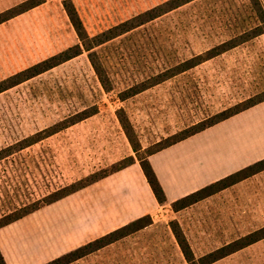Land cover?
<instances>
[{
    "label": "rangeland",
    "instance_id": "rangeland-1",
    "mask_svg": "<svg viewBox=\"0 0 264 264\" xmlns=\"http://www.w3.org/2000/svg\"><path fill=\"white\" fill-rule=\"evenodd\" d=\"M64 1L71 2L86 33L94 36L166 0H43L0 27V81L79 43ZM258 23L250 0H191L0 91V217L63 186L90 180L94 173L108 175L129 156L138 162L148 158L163 139L264 91V33L177 72L184 61ZM90 54L101 67L106 89ZM142 83L153 85L121 98ZM119 109L138 152L118 119ZM84 110L94 114L53 132ZM198 149L215 162L208 175H229L264 158V101L152 161L168 178L178 157L188 158ZM249 185L257 197L246 198L249 206L242 213L237 206L227 213L224 198L211 211L188 207L176 214L171 206L150 217L154 225L66 264H189L171 223L178 224L196 259L261 228L263 208L253 202L264 203V174ZM78 207L72 200L47 204L3 226L0 242L19 260L13 264H39L37 258L46 263L64 251L65 235L79 221ZM197 212L206 214L195 220ZM227 217L235 225L226 223ZM36 247L42 250L34 253ZM209 264H264V238Z\"/></svg>",
    "mask_w": 264,
    "mask_h": 264
},
{
    "label": "trees",
    "instance_id": "trees-1",
    "mask_svg": "<svg viewBox=\"0 0 264 264\" xmlns=\"http://www.w3.org/2000/svg\"><path fill=\"white\" fill-rule=\"evenodd\" d=\"M191 0H166L163 3L156 5L147 11L143 12L142 14H138L135 17H132L126 21H123L106 31H102L94 36H89L85 29L83 28V25L81 23V20L79 16L77 15L73 5L69 1H64V8L66 10V13L68 15L69 20L71 21L78 39L79 43H77L74 46L68 47L67 49L52 55L42 61H39L32 66L21 70L10 77L0 81V91H3L11 86H14L18 84L19 82H22L32 76H35L45 70H48L49 68H52L56 66L57 64L66 61L82 52V50L89 51L94 46H97L111 38H114L115 36L120 35L123 32H126L135 26H138L139 24L143 23L144 21L153 19L169 10L174 9L177 6H180L184 3H187ZM252 5L257 8V16L259 23L255 25L252 29L245 31L244 33L238 35L237 37L230 38L226 41H223L222 43L215 45L211 49L205 51L204 53L198 54L193 56L192 58L184 61L179 69H177V72L184 71L188 68H191L197 64H200L201 62H204L208 59H211L223 52H225L228 49H231L233 47H236L240 43L257 36L259 34L264 33V9L262 8L260 2L264 5V0H250ZM41 0H28L25 4V6H20L18 8H10L0 13V22L14 16L15 14L22 12L32 6H35L39 4ZM25 3V2H24ZM91 56V64L96 72V74L99 77V80L102 84V86L106 89L107 86L105 85L107 83L105 77H103V73L101 72V67L99 63L97 62V59L94 58V54H90ZM176 74V73H173ZM159 81H156V83ZM153 84L147 85V84H141V85H135L132 86L125 91H123L121 94V98H127L129 96H132L141 90H144L151 86ZM264 101V91L261 93H257L253 96H250L242 101H239L238 103H235L234 105L227 107L221 111H218L217 113L200 120L190 126L185 127L184 129L180 130L179 132L170 135L169 137L163 139L161 142L157 143V146H155L154 149H151L147 155H151L155 152H158L172 144H175L181 140H184L198 132H201L202 130L219 123L235 114H238L246 109H249L261 102ZM94 114L93 111H82L80 112L76 118H71L68 121H64L62 124L57 125V127L53 128V132L67 127L71 124H74L75 122L82 120L90 115ZM118 119L122 125V128L132 146L133 149H135L136 152H138L137 144L134 143V140L131 135L130 131V125L127 120V117L125 116V113L123 112V109H119L117 111ZM55 130V131H54ZM51 132V131H50ZM139 164L141 166V169L146 177V180L157 200L158 203L165 202V195L164 191L155 175V172L151 166V164L148 161L147 157H139ZM134 162V158L132 156H129L125 159H122L118 161L114 167L112 172H115L117 170H120ZM264 170V158L255 161L254 163L247 165L229 175L224 176L223 178H220L204 187H201L175 201L172 202L171 206L174 210H179L182 208H185L221 189H224L244 178H247L257 172H260ZM106 173L100 174V173H94L90 180H87L85 182L77 181V183H71L69 185L63 186L59 189H56L52 193H49L48 195L42 197L41 199H38L34 202H32L29 205H25L22 207L19 211H13L11 213L2 215L0 217V228L3 226H6L16 220H19L23 218L24 216L32 213L35 210H38L44 205L50 204L52 202H55L81 188L84 186L97 181L100 178H103L106 176ZM151 223V218L147 216H142L140 218H137L121 227H118L106 234H104L101 237H98L94 239L93 241H90L84 245H81L73 250H70L44 264H66L76 258H79L93 250H96L106 244H109L115 240H118L119 238H122L123 236H126L127 234L136 231L140 228H143ZM172 231L175 235V238L178 242V245L186 259V261L189 264H209L213 261H216L224 256H227L228 254H231L241 248L246 247L249 244H252L262 238H264V226L254 230L238 239H235L234 241L225 244L205 255L200 256L199 258H195L191 248L183 235V232L179 228L178 224L176 222L171 223ZM0 264H6L4 257L0 251Z\"/></svg>",
    "mask_w": 264,
    "mask_h": 264
},
{
    "label": "crops",
    "instance_id": "crops-1",
    "mask_svg": "<svg viewBox=\"0 0 264 264\" xmlns=\"http://www.w3.org/2000/svg\"><path fill=\"white\" fill-rule=\"evenodd\" d=\"M25 1L26 0H0V13L13 6L20 5ZM42 2L43 0H41L39 4L0 22V27L10 23L26 12L35 10L42 4ZM238 114H235L225 120H228ZM225 120L219 123H222ZM219 123H216L201 132L212 128ZM201 132H198L190 137H193ZM190 137L155 152L148 157L155 175L164 191L165 202L163 203L157 202L138 161H134L132 164L112 172L63 198L50 203L59 204L72 200L73 203H78L79 207L77 213H80L78 223L71 228L74 230H68L67 235H65L69 237L67 247L64 251L57 252V254H53V256L51 255L50 259L54 256L58 257L60 254L62 255L81 245L93 241L94 239L142 216L148 215L153 218V214H155V212L157 213V211L160 210L167 211L168 207L171 208L173 201L226 176H223V174L208 175L209 170L215 166V162L211 157H205L202 154V149H198L197 151L199 152L193 150L195 152L188 158L184 157L181 159L178 157L176 159V163L173 165L174 167H172V176L168 178L163 170L156 167L152 161L154 156L161 153L168 154V152H171L174 148H177V146L184 144L185 140ZM263 172L264 170L257 172L182 209H186L188 207L193 209H196V207H204V209L211 211V207H213L214 204L219 203V199L224 198L225 201L222 200L224 203L222 207L226 209L227 213H233L235 206L240 208V210L236 212L242 213L245 208L249 206V204L245 201L246 198L250 199L251 197H257V193L254 192L256 189L252 185L247 186V184L253 182L256 178H259L261 174H264ZM77 198H80V201L75 200ZM253 206L255 208L261 207L264 209V203H260L259 201L253 202ZM182 209L176 210L175 213L178 214ZM263 209H261L262 213H264ZM205 214L206 213L204 212H197L194 214V219L198 220L199 215L203 216ZM229 217L225 219V222L229 223V225H235V220ZM154 223L155 221L152 220L148 225H154ZM1 229L2 227L0 230ZM8 248L6 246H2L0 242V251L6 264H10V262L13 264V262L19 261L14 259V252H12L9 246ZM33 250L34 253H38V251H41L42 249L36 247ZM11 255L12 257H10ZM37 259L39 264H43L45 262L43 259Z\"/></svg>",
    "mask_w": 264,
    "mask_h": 264
}]
</instances>
